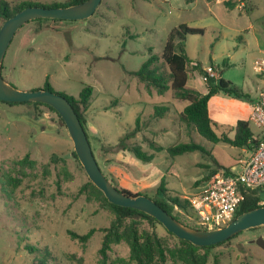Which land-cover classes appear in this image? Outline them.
Masks as SVG:
<instances>
[{"label": "rangeland", "instance_id": "1", "mask_svg": "<svg viewBox=\"0 0 264 264\" xmlns=\"http://www.w3.org/2000/svg\"><path fill=\"white\" fill-rule=\"evenodd\" d=\"M3 1L12 7L68 0ZM225 1L239 0H101L88 19L31 21L12 39L2 77L26 91L43 89L48 79L55 92L74 97L92 87L90 106L83 113L86 135L108 181L152 199L164 177L170 194L186 200L198 191L214 163L238 171L245 160L242 150L204 140L180 121L185 103L173 101L170 92H148L129 72L151 55L159 57L168 34L179 25L203 29V35H187L184 42L191 62L187 87L202 92V76L195 69L200 64L203 69L213 66L216 77L219 72L240 90L243 98L221 92L209 99L215 131H229L238 117H245V108L263 86L256 64L264 58V0H241L234 9L226 8ZM3 22L0 19V27ZM156 105L168 108L160 119L153 118ZM137 118L140 132L127 143L152 153L150 163L111 148L134 129ZM250 129L254 135L261 132L252 123ZM151 142L163 150H152ZM190 142L200 144L205 154L170 157L166 152L172 145ZM73 153L66 126L55 111L0 101V264H134L125 242L112 244L102 261L104 230L115 217L101 201L81 193L90 181ZM259 197L264 200V190ZM173 213L193 228L188 214L177 207ZM138 222L140 230L151 231L146 222ZM90 229L95 233L85 244L68 235ZM155 232L169 251L178 247L177 238L162 225H156ZM260 236L264 239V226L240 233L208 251L206 264H264V249L252 243ZM165 264L185 263L167 252Z\"/></svg>", "mask_w": 264, "mask_h": 264}, {"label": "trees", "instance_id": "2", "mask_svg": "<svg viewBox=\"0 0 264 264\" xmlns=\"http://www.w3.org/2000/svg\"><path fill=\"white\" fill-rule=\"evenodd\" d=\"M85 1L86 0H68L63 4L51 3L49 5L22 2L11 7L6 1L1 0L0 19L6 21L16 12L30 6L59 8L77 5ZM240 2L241 0L225 1L223 4L228 9H234ZM203 34V29L192 28L185 24L179 25L168 34L161 55L159 57L156 55H151L137 71L129 72V75L133 76L139 84H142L148 92L153 89L155 93L160 96L170 92L172 94L173 101L185 103V106L181 112H179L180 121L185 125L192 127L204 140L213 144L224 143L235 148H245L251 154L255 148V145L257 144L258 138L252 133L248 121L239 120L229 131L217 133L215 128H218V126L210 119L208 115V101L212 96L222 92L229 96L243 98L244 95H242L240 90L233 86L229 81L222 79L219 72L216 78L207 79L206 84L208 88L205 94H201L198 91L187 87L189 78L187 67L191 62L185 55L184 42L187 35ZM149 52L152 53V50L149 49ZM1 69H3V67H1ZM195 69L199 71L201 76L205 75V71L200 64H196ZM212 69L215 70L213 66ZM43 89L50 92H55L48 82V79H46ZM92 91V87L86 86L80 91L76 98L63 92H56L57 94L66 98V100L71 104L85 131L86 120L83 117V113H85L90 106ZM7 104L12 105L17 103ZM30 104L34 106H45L50 110L55 111L51 107L44 104ZM167 111V107L156 105L154 107L153 118L160 119ZM138 132H140L139 118L136 119L134 129L120 137L117 144L111 148H115L117 151H127L131 153L136 160L142 163H150L154 158L152 153L149 154L146 151H143L138 145H130L127 143V141L133 138ZM150 145L154 151L163 150V148L160 146L155 147L154 142H151ZM166 152L170 157H176L191 152H200L205 154L204 148L196 142L178 143L168 147ZM73 157L76 158L75 153H73ZM25 158L27 159V156H25ZM22 161L25 160H21L20 162L22 163ZM216 173L225 175L231 174V172L221 165L214 163V168L208 172L207 176L201 180L200 184L202 185L209 181L210 178ZM111 183L116 188H118L113 182ZM118 189L127 195H140V193L132 194L128 190L120 188ZM80 191L81 193H86L90 196L92 195L95 197V199L101 201L107 206V208L114 214L115 217L110 226L104 230L102 245L99 249V254L102 258V261L106 259L107 252L112 244L125 242L128 245L130 251L129 261L133 262L134 264H165L167 252L170 253L172 258L185 264H206L208 251L215 247L221 246L240 235L237 234L223 243L207 247L195 246L188 241L177 238L178 247L175 250L169 251L166 244L164 243L163 238L158 237L155 232L156 225L161 224L154 218L144 214L143 212L109 203L102 192L99 191L91 182L85 184ZM154 193L155 196L152 198V200H154L156 204H158L168 214L172 215L176 220L180 221V219L173 213L174 207H177L179 211L185 212L190 217L193 216L189 202L187 200L180 198L178 195L170 194L166 188V181L164 177L161 178L159 186L155 189ZM243 194V201L240 203L233 219L246 211L261 207V205L258 204L260 200L258 192L244 191ZM138 221L146 222L150 226L151 231L140 230L138 228ZM191 226L195 229H201L194 223ZM94 233L95 229H90L85 234H77L75 232L68 231L69 237L81 244L87 243ZM168 234L174 236L169 232ZM29 250L31 251L32 249ZM37 264L42 263L37 262Z\"/></svg>", "mask_w": 264, "mask_h": 264}, {"label": "water", "instance_id": "3", "mask_svg": "<svg viewBox=\"0 0 264 264\" xmlns=\"http://www.w3.org/2000/svg\"><path fill=\"white\" fill-rule=\"evenodd\" d=\"M100 3L101 0H86L77 5L59 8L30 6L16 12L4 21L0 27V101L6 103H40L55 110L66 126L67 133L73 143L74 153L89 181L102 192L107 201L113 205L134 209L151 216L167 232L178 239L188 241L195 246L207 247L223 243L244 231L264 226V206L238 215L224 227L202 230L183 225L156 204L154 200L143 194L127 195L108 181L102 173L92 152L86 131L66 98L56 92L44 89L19 90L3 79L1 67L4 56L15 34L25 24L37 19L62 21L88 19L94 14ZM252 243L264 249V239L261 236L253 240Z\"/></svg>", "mask_w": 264, "mask_h": 264}, {"label": "built area", "instance_id": "4", "mask_svg": "<svg viewBox=\"0 0 264 264\" xmlns=\"http://www.w3.org/2000/svg\"><path fill=\"white\" fill-rule=\"evenodd\" d=\"M204 71L202 82L216 78L212 68ZM256 71L264 79V58L256 64ZM249 120L261 133L253 152L242 161L239 170L226 175L214 174L195 194L186 198L193 213L188 218L202 230H214L231 222L243 201L244 191L260 194L264 190V83ZM258 204L264 206V200L260 198Z\"/></svg>", "mask_w": 264, "mask_h": 264}, {"label": "crops", "instance_id": "5", "mask_svg": "<svg viewBox=\"0 0 264 264\" xmlns=\"http://www.w3.org/2000/svg\"><path fill=\"white\" fill-rule=\"evenodd\" d=\"M261 77V76H260ZM261 78H263V77H261ZM260 78V79H261ZM262 80V79H261ZM201 81V80H200ZM261 83L263 84L264 83V79L261 81ZM201 85H202V87H203V90H202V92H199V93H201V94H205L206 92H207V84L206 83H204V82H202L201 81ZM261 88L262 87H259L258 89H257V91L260 93V90H261ZM193 89V88H192ZM195 90V89H194ZM197 91V90H196ZM259 93L258 94H256L252 99H251V104H250V106H248V107H246L245 108V111H244V116L245 117H238L237 119H239V120H244V121H248L249 122V125H250V123H251V121L249 120V117H250V113H251V109H252V107H253V105L255 104V102L257 101V99H258V96H259ZM211 100L210 101H208V115H209V117H210V119L211 120H213L212 118H211ZM181 109H183V107L181 108ZM172 113H174V112H172ZM176 113H177V111H176ZM237 119H234L233 120V122H236L237 121ZM238 120V121H239ZM232 122V123H233ZM237 123V122H236ZM236 125V124H235ZM234 125V126H235ZM234 126H232V128L234 127ZM230 130V129H229ZM261 133V132H260ZM260 133L258 134V135H254L255 137H258L259 135H260ZM242 150V153H243V156L245 157V159H247L249 156H250V153L248 152V150L247 149H245V148H243V149H241Z\"/></svg>", "mask_w": 264, "mask_h": 264}, {"label": "flooded vegetation", "instance_id": "6", "mask_svg": "<svg viewBox=\"0 0 264 264\" xmlns=\"http://www.w3.org/2000/svg\"><path fill=\"white\" fill-rule=\"evenodd\" d=\"M34 21V20H33ZM31 22V21H30ZM29 23V22H28ZM63 93H65V92H63ZM69 96H71V95H69ZM74 97V96H73ZM76 98V97H75Z\"/></svg>", "mask_w": 264, "mask_h": 264}]
</instances>
